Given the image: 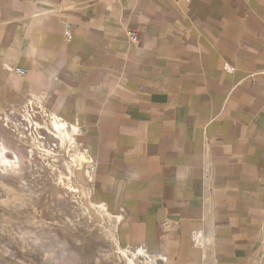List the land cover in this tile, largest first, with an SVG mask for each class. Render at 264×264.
<instances>
[{"label":"crops","instance_id":"crops-1","mask_svg":"<svg viewBox=\"0 0 264 264\" xmlns=\"http://www.w3.org/2000/svg\"><path fill=\"white\" fill-rule=\"evenodd\" d=\"M0 62L74 130L122 248L264 264V0H0Z\"/></svg>","mask_w":264,"mask_h":264},{"label":"rangeland","instance_id":"rangeland-1","mask_svg":"<svg viewBox=\"0 0 264 264\" xmlns=\"http://www.w3.org/2000/svg\"><path fill=\"white\" fill-rule=\"evenodd\" d=\"M0 67V135L21 146L14 138L18 133L30 144L19 153L25 167L24 197L31 203H6L7 196L0 193V264H170L118 244L116 219L91 197L92 164L72 161L79 151L89 158L87 151L73 140L61 142L51 130L52 117L41 95L39 103L19 96L7 81L14 74L1 62ZM28 227L40 238L38 243L23 230ZM47 250L52 254L45 257Z\"/></svg>","mask_w":264,"mask_h":264},{"label":"bare ground","instance_id":"bare-ground-1","mask_svg":"<svg viewBox=\"0 0 264 264\" xmlns=\"http://www.w3.org/2000/svg\"><path fill=\"white\" fill-rule=\"evenodd\" d=\"M50 117H52V121H51L52 132L59 136V139L61 140V142L67 140L70 143H73L72 140H73L74 130L71 129L59 117L54 116V115ZM34 126H35V129L37 130L43 129L39 124H35ZM17 134L18 133H16L14 138H16L17 141L20 142L21 146L11 145L2 135H0V193L1 194L4 193L7 196V198L5 197L7 199L5 200L6 203L8 201L11 202L12 200L13 203H17L18 205H27V204L31 205L29 201L30 199L28 200L24 197L23 189L24 187H26V185L24 183L23 173H24L25 167H24V163L22 160V153L21 152L19 153L20 151L19 149L23 150L24 146L29 147L30 144L28 146L27 142H25L22 139V137H20ZM72 161L76 163L77 166H81V164L85 163L87 160L85 159L84 155L79 151L78 154L72 157ZM28 192L31 193V190L29 189ZM23 230L27 233H31L34 235L32 237L33 242L38 243L40 241V238L37 235H35V233H33V229L28 227ZM23 242L26 243V240L23 239ZM126 251L127 250H124V252ZM51 254H52L51 251H48V250L44 251L45 257H48Z\"/></svg>","mask_w":264,"mask_h":264},{"label":"built area","instance_id":"built-area-1","mask_svg":"<svg viewBox=\"0 0 264 264\" xmlns=\"http://www.w3.org/2000/svg\"><path fill=\"white\" fill-rule=\"evenodd\" d=\"M186 1L189 2L191 0H186ZM126 36H127V39L129 42L134 43L136 41V31L135 30H128L126 33ZM64 40L66 42L71 40V35H70V32L68 29H66V31L64 32ZM226 69H227V67H226ZM11 71L14 75H18L21 77H24L27 74L26 70L21 69V68H17V67L13 68ZM263 79H264V72H263Z\"/></svg>","mask_w":264,"mask_h":264}]
</instances>
